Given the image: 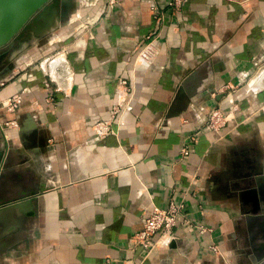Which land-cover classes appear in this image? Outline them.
<instances>
[{
  "label": "crops",
  "instance_id": "obj_1",
  "mask_svg": "<svg viewBox=\"0 0 264 264\" xmlns=\"http://www.w3.org/2000/svg\"><path fill=\"white\" fill-rule=\"evenodd\" d=\"M168 2L71 0L65 20L11 43L0 122L18 127L0 131V197L29 196L0 206V264H140L130 239L170 202L212 232L180 227L142 264H253L264 251V0H186L178 18ZM121 80L132 106L97 139ZM229 91L233 120L181 159L207 110H229Z\"/></svg>",
  "mask_w": 264,
  "mask_h": 264
},
{
  "label": "built area",
  "instance_id": "obj_2",
  "mask_svg": "<svg viewBox=\"0 0 264 264\" xmlns=\"http://www.w3.org/2000/svg\"><path fill=\"white\" fill-rule=\"evenodd\" d=\"M186 0H169L167 10L175 17H179ZM151 12L155 18L157 25L163 23V9L156 5L151 6ZM83 25L81 24L80 27ZM87 28L88 26H84ZM58 66V65H57ZM56 66V67H57ZM232 92L225 95L229 103V110L225 111L220 107H214L207 110L201 126L197 128L180 146L178 155L181 159H186L191 155L193 145L197 142L198 137L204 132L221 133L226 129L227 124L233 120L234 114L239 110L233 98ZM117 102L110 111L109 117L105 120L94 123L93 130L97 139H105L109 135L116 134L113 126L119 128L124 113L130 110L133 101V93L125 80H121L117 87ZM21 104V97L13 95L6 99L2 106L7 115L14 114ZM18 124L15 120L8 119L0 122V131L7 140L6 132L11 128H17ZM117 128V129H118ZM194 230L199 236L208 235L212 232V228L200 223H195L186 213L184 203L170 202L165 208L153 206L146 216L142 228L130 239V245L133 250H140L139 263L142 264L147 260L157 247H167L177 237V229ZM208 249L211 253L221 256V252L216 245H209Z\"/></svg>",
  "mask_w": 264,
  "mask_h": 264
},
{
  "label": "water",
  "instance_id": "obj_3",
  "mask_svg": "<svg viewBox=\"0 0 264 264\" xmlns=\"http://www.w3.org/2000/svg\"><path fill=\"white\" fill-rule=\"evenodd\" d=\"M70 4L71 0H0V63L2 62L4 66L7 65V57H10L12 50L11 43L18 40L25 34V31L38 24L41 19L48 18L50 25L58 20H65L69 16ZM10 71L9 66L5 69L0 67V80ZM187 84L188 81L185 82V86L189 91ZM3 176L4 174L2 175L0 170V189L4 181ZM25 182L24 180L23 183L26 184ZM27 196L29 194L24 192L14 195L12 198L2 199L0 197V206L24 199ZM174 245L175 242L172 241L169 246L173 247ZM254 249L253 264H264V251L259 253L256 248Z\"/></svg>",
  "mask_w": 264,
  "mask_h": 264
},
{
  "label": "rangeland",
  "instance_id": "obj_4",
  "mask_svg": "<svg viewBox=\"0 0 264 264\" xmlns=\"http://www.w3.org/2000/svg\"><path fill=\"white\" fill-rule=\"evenodd\" d=\"M25 32H26V31H25ZM14 52H15L14 50H11V51H10V57H11V59L14 58V56H13V53H14ZM1 261H2V259H1V257H0V263H1Z\"/></svg>",
  "mask_w": 264,
  "mask_h": 264
}]
</instances>
